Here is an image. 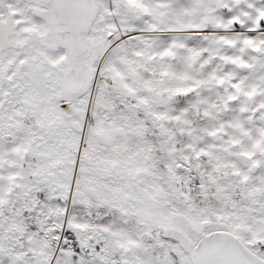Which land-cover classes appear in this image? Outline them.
Segmentation results:
<instances>
[{"label": "snow or ice", "instance_id": "obj_1", "mask_svg": "<svg viewBox=\"0 0 264 264\" xmlns=\"http://www.w3.org/2000/svg\"><path fill=\"white\" fill-rule=\"evenodd\" d=\"M0 264H264V0H0Z\"/></svg>", "mask_w": 264, "mask_h": 264}]
</instances>
